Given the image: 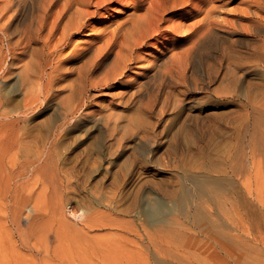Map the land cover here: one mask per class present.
I'll use <instances>...</instances> for the list:
<instances>
[{"label": "bare ground", "instance_id": "1", "mask_svg": "<svg viewBox=\"0 0 264 264\" xmlns=\"http://www.w3.org/2000/svg\"><path fill=\"white\" fill-rule=\"evenodd\" d=\"M113 1L114 0H2L0 5V188L3 187L2 183L5 181L4 183L6 184V186L8 185L6 188L8 190H4L5 192L3 194V189H0V193L2 191V194L5 195V197L7 195L9 196V194H6V191L9 193V189L11 188L12 182L15 181L16 183V180L18 179H16L15 177L14 181L10 180V177L15 174L13 172V175L8 177V175L11 174L6 172L8 171V168L5 167V164H2L4 163L3 160L9 154H13L14 157L19 156L17 159L16 157L13 158L12 156L10 163L7 160L8 163L12 165L10 167H13V159H15L16 162L17 160H19V158L24 159L27 165L29 166H26L29 169L28 174H36L37 176H39V178H41L40 180H42V185L46 188V190L42 189L45 191V193L47 190H49V185L52 183L53 186L57 187L54 189L52 188L51 194H57L59 191H61L60 187L63 185V183L60 184L61 186L59 184L57 185L58 180L56 179L58 178L57 176L62 173L60 172L62 171V169L60 170L57 164L60 160V157L59 155H57V152L58 154L59 152L62 154V152L60 151L64 148V144H62V139H65L66 136L68 137V135L75 133V131H81L79 128L83 126L82 122H85L88 119V121L92 122L89 126H91L92 128L96 127L95 129L99 130L98 133H100L102 136L101 140L104 142L106 148L108 149L109 153L107 154L111 155L112 157L116 154H122L129 143L135 142L137 144L138 142L139 149L135 150H139L138 152L139 154L141 152L142 157L148 156L149 153H151V151L149 150L151 148H154L155 145L158 146L160 140L163 137L164 131L160 130L161 132H158V130L156 129V125L150 123L151 121H141V118L143 117L141 115L143 114L144 117L147 116V118L150 119L155 118L156 116L161 118L166 112L168 104L170 107L173 106L171 105L172 103H169L167 101L168 99L170 100L174 98L173 104H178V101L181 99V97L179 96V99H177V96L180 94V92H182L181 94L183 96L190 93L191 89H193V87L197 85H194V82H196L199 78V76L197 77V79H195L196 77L193 78V72L195 70L193 68H195L196 66V60L202 61L203 59H205L201 58L202 55L199 56L200 51L202 52V49L204 47L206 48L207 44L213 42L215 43V41H217L219 37H221V35L230 36L232 34L235 35V33H238L241 34L243 37L246 35L243 33H247L251 35V37L254 38L256 41H260L261 43L258 45L257 43H255L256 46H253L254 50L251 53L241 55L243 52L246 51H243L241 53L240 50H236L234 48L236 52L235 50H233V54L229 53L230 56L225 58V55L223 54L224 60L222 59V61L219 63V66H217L219 67V70L216 68L218 70L216 72V69H214L213 71L214 66H210L209 72H205V69L201 67L199 72H202L200 76L203 80L216 81L218 79H221V81L229 83L221 84L237 85L241 81L245 80V72L242 73L241 69L243 68V66H246V61H251V59H254L253 61H256L258 65L260 64L263 67L261 69H264V15H261L262 11H264V0H248L250 2H248L249 4L245 1L244 3L245 5L247 3V5L241 11V16L235 19L233 17L234 21L233 24H231L232 28L228 33L221 32V29L219 28H222L220 26H222L223 24L221 25L218 21L215 20L217 19L214 17L216 11H214L213 8L216 2L214 3L213 0H201V2L209 1V3H207L209 6L211 5V8L208 6V8L205 7L206 11L203 18L201 17V21H197L198 27H196V25L194 24V28H196L194 30V33H192L186 38V46L185 48L183 47L184 51L182 50V54L177 56V53L174 50H158L155 53L150 52L149 56L145 57L148 63L144 66H141V71L136 68H131L132 72L129 75L130 78L128 79L126 78V70L130 67L129 65L135 64L136 60L138 59V57L135 56L138 49L143 48L149 38H153L154 35L161 34L160 23L164 20L165 13L169 10L175 8L177 9V5L189 3L191 0H157L156 4V1L154 0L155 5H153L152 0V2L149 3L151 5H148V7L145 8L146 10L143 9L145 10V13H141L143 14L142 16H140L141 14L138 15L137 12L136 14L138 15V17H136L137 15L135 14L136 16L134 17L136 18H133V20L131 18L132 22L130 24L128 23L124 26L117 25V27L112 28V36L110 34L111 37H104V39L108 38L107 40H104L102 38L104 40V43L102 42L103 44H91L90 46L84 48L82 47L83 49L75 46V48H73V51L68 56H65L63 52L65 48L70 45L66 42H69L73 35H76L77 33H80L84 29H86L88 21L96 15L101 14L99 13L100 10H104L109 4H112ZM251 2L252 4L254 3V6L251 4ZM220 4L222 3L220 2ZM194 5H196V3ZM199 6H197V9ZM180 7L183 8V6ZM237 12L238 11H236V13ZM201 13L202 12H200V14ZM255 40L254 42H256ZM216 47L217 46H215V48ZM204 51L205 50H203V52ZM229 51L232 52L231 50ZM253 63L254 67H257V64L255 62ZM136 64L138 63L136 62ZM252 68L250 69L252 70ZM207 69L208 68H206V70ZM244 69L245 68H243V70ZM258 71H256V73ZM256 77L257 76H255V78ZM258 78L261 77L258 76ZM158 81L162 82V84H160L162 87L159 89L158 93L157 91H155L158 95H155V93L150 95V92L148 91L149 93L147 92V94L148 96L150 95L149 98H151L152 95L155 96L153 100L147 99V102H149L150 100L152 101H150V104L147 103V105H144L145 100H143V96L145 95V91H147L148 85L152 84V82L157 83ZM248 82L249 81L247 80V83ZM253 82L250 83L254 84ZM259 83L258 85H260ZM255 84L257 85V83ZM256 85L253 87L256 88ZM163 86L167 87V90ZM227 87H231V91H234L231 96H227L231 100L236 99V97L241 98V96H243L239 93L240 89H236V87H233V89L232 85ZM239 87L243 86H241L240 84ZM245 88L246 87H244V89ZM153 89H157L156 86ZM222 89L225 90V86ZM177 90L179 94H177ZM249 90L250 89L247 90L248 93H244L246 95L250 94L249 92L252 91V88L250 91ZM226 91H224L226 95L230 94L228 92L230 91L229 89L227 92ZM256 91L258 92L260 90L258 89ZM259 93L260 92H258V94ZM261 94H263V92ZM162 95L166 98H164L165 100L163 99L164 101L161 103V101L159 100V96ZM254 95L257 96V94ZM97 96H99L97 99H101V103L99 106L95 104L97 102ZM250 98L251 97L249 95V99ZM252 98L250 100H253ZM256 98H254V101L257 100ZM159 101L161 103L160 105L158 104ZM170 102H172V100ZM250 104L254 112L260 113L262 116L264 115V109L262 108L264 106L257 107V105L259 104L257 103V105L255 106L252 101L250 102ZM90 105L92 109H96L93 110L92 113H90ZM177 107L178 106H176V109ZM124 109H131L129 111H132V113H134L135 116L137 115L136 117L141 120L137 122L134 120L135 118L131 119L129 116V120L124 122L122 114H120ZM142 111H144V113L140 114L139 112ZM44 113H50L49 118L46 121L42 122V124L40 123V127L38 125L35 126V124L33 125V121ZM139 116H141V118ZM263 117H261L260 119H262ZM136 122L138 123V125L135 124ZM153 123L160 124L157 123V121ZM261 125L263 126L264 124ZM131 126L135 128L132 129ZM161 127L163 128V126ZM237 128L238 127H236V130H239ZM89 129L90 128L86 130L88 135L90 132ZM254 130L256 131L257 129ZM259 130L257 133L254 131L255 133H253L254 135L252 134L253 136L251 137V140L247 142V144H249L250 151L235 153L233 156L230 157L227 162H224L222 166L218 165L217 167H214V170L207 171L206 169L207 172L205 171L204 173H194L191 171H184L185 173H182V184L179 188H177V194L174 192L172 193L177 195V241L189 242L184 244L186 248L185 251L187 253V257L182 258L177 256V264H195V262H207L208 259H210L207 258L209 256H212L213 260L217 259V262H227L228 260L225 259L226 257L231 263L234 264H264V206L256 203V201L252 197L245 196L241 190L242 187L245 189V184H243V180L250 174L248 164H251L253 166L256 163H260L261 165L264 164V128L261 131L262 133H260ZM179 132V138L176 140L178 144H176L177 148H181L183 142H185L183 140L184 138L182 139L183 135L181 134L180 137ZM74 143H76V141ZM131 145L134 146V144ZM89 150L90 149H88V151ZM81 152H83V150ZM81 152L80 154H82ZM111 156L109 157L111 158ZM101 159L102 158L97 159L99 160L100 164ZM153 159L154 157L152 158V160ZM22 161L20 162L22 163ZM153 161H156V159H154ZM17 163L19 164V162ZM62 164H65L64 161ZM2 166L5 167L7 170H3ZM136 166L138 165L136 164ZM136 166L135 168L142 167ZM63 167L66 166L62 165L61 168ZM13 168L11 169L12 171ZM16 168L15 171H18L19 173L20 169L16 170ZM141 169L143 168H140V170ZM63 170L66 171V168ZM140 170L138 171L143 173V171ZM4 171L7 173L6 177L9 178L10 181L5 178L6 173ZM67 172L68 171H66V173ZM213 173H215L216 175H213ZM62 174H65V172ZM3 176L6 180L3 178ZM21 176L23 175L21 174ZM35 176H32V178H35ZM1 178L4 181H2ZM28 179L25 180L28 181ZM61 180H63L64 182V179L61 178L59 181ZM136 180L137 179L135 178L134 181ZM6 181H8L10 185ZM55 181H57V183H55ZM24 182L26 181H23L22 187L26 184H24ZM145 182L148 181L146 180ZM136 183L134 185H136ZM36 184L39 187V184ZM142 185L144 186V184ZM22 187L21 189L23 192L24 190ZM130 188L131 187L129 186L128 189ZM14 189L16 190V187ZM21 189L19 190L20 192ZM134 189L135 188H133V190ZM53 190H55V192ZM127 190H125L126 195ZM28 192V196H30L33 191H31L30 193V191L25 190V194ZM43 192H40L39 194H42ZM128 192H130V190ZM14 193L15 191L13 192V194ZM32 194L35 195L34 192ZM39 194L38 197L40 196ZM48 195L49 194L47 193L46 196ZM126 195L125 197L128 196ZM138 195H135L136 198L139 197ZM43 196L45 197V194H42V198ZM30 198H32V196H30ZM111 198L114 199V197ZM111 198L109 197V199ZM124 198H122L121 201H123ZM12 199L17 200L18 198L13 197ZM23 199H25V197H22L21 200L18 199L19 202L15 203L16 205L14 204L15 206H17V210L19 209V206H26L25 204L27 203V200H29L28 198L25 199L24 201H26V203L22 204L24 202ZM113 199L110 201H113ZM35 201L36 200H34V202ZM151 201L154 203L153 199ZM113 202L110 203L112 204ZM155 202H158V200H156ZM133 203L134 201H132V204ZM153 203H151V206ZM33 204H39L38 200L36 201V203ZM33 204H31V206ZM40 205L41 204H39V206ZM54 205H56L58 209L60 208L57 206V203H55ZM103 205L106 204L104 203ZM31 206H29V208ZM49 206L51 207V205L49 204L47 207L44 206V208H50ZM34 207H36L37 209L36 205H33V208ZM132 207H134V205L131 206V210ZM127 208L128 207H126L125 209ZM58 209L57 211H61ZM12 210V214L17 213L15 212V210H13V213ZM43 210L45 211V209ZM43 210L38 211L37 214L39 215V212H43ZM74 210L75 209L70 207V213H72L74 216H77L78 218L75 217L76 219H85V211H82L80 213L78 210V212H74ZM124 210L122 209V211ZM159 210L160 209L158 208L157 211ZM22 211L23 210L21 209V212ZM34 211V213H36L37 210H35L34 208ZM51 211L53 210L51 209ZM128 211L129 210H127L126 213H128ZM134 211H137V209ZM137 212H139V210ZM45 213L46 211L42 214ZM48 213H53L54 215L55 212L53 211ZM131 213H129V215ZM138 214H140V212ZM20 215H18V219L22 218V216L19 218ZM34 215L37 216V218L40 217V215ZM56 216L54 218L55 220H57ZM14 218L15 220H17L16 217ZM44 220L41 219L42 222H44ZM32 221H35V219L33 220V217ZM41 221L39 223H41ZM64 221L66 223V220ZM17 223L19 222L17 221ZM63 224L64 223H61V226ZM18 225H20V223ZM30 226L29 227L32 228V225ZM36 226H38L37 229L40 227L38 224ZM67 226L68 224L64 227ZM69 226L72 227L71 225ZM135 227L138 226L135 224ZM132 228L134 229V226ZM33 229L36 228L33 227ZM70 229L74 230L73 228ZM138 229L139 228H136L137 231ZM44 230L46 231V229ZM44 230H42V232ZM158 231L160 232L161 229ZM35 232L32 233L35 234ZM47 233L44 232V234H46V237L48 238L49 233L51 234V232L48 231ZM85 233L86 232L82 233L81 235H85ZM33 234H31V236ZM88 234L89 233L87 232L86 235ZM161 234L162 233H160L159 236H161ZM153 238L155 239V237ZM153 238L152 240L155 241ZM43 239L45 240L44 237ZM85 239L83 241H87ZM78 240L79 239L77 238V244L74 243V245H77V247L79 246V244L81 245V243H79L80 240ZM204 241H218L222 244V246H219V248L216 247V249L214 250L211 247V244L209 245V243H206ZM50 242L51 241H49V244ZM48 245L46 246L47 249L49 247ZM65 246L68 245L66 244ZM68 247L70 249V246ZM60 248H62V246ZM227 248L232 249L233 252L228 253ZM56 251L58 252V249H56ZM77 256H79V254H77ZM71 262L72 260L70 261V263ZM67 263L69 262L67 261Z\"/></svg>", "mask_w": 264, "mask_h": 264}, {"label": "rangeland", "instance_id": "2", "mask_svg": "<svg viewBox=\"0 0 264 264\" xmlns=\"http://www.w3.org/2000/svg\"><path fill=\"white\" fill-rule=\"evenodd\" d=\"M143 1L146 3H144ZM148 1L150 0H114L113 1L114 3L112 2V4H109L102 11L100 10L99 13L101 14L96 15L95 17L91 18L88 21L86 29H84L80 33H77L76 35H73L69 40V42L68 41L66 42L67 44L70 45L67 46L68 48L66 47L67 49L65 48L63 54L65 56H68L73 51V48H75V46L83 49L84 47L90 46L91 44L101 45L102 42L104 43V40H107L109 38L110 34L112 36V31H113L112 28L117 27V25L124 26L127 25L128 23L130 24L133 18L138 17V15L141 13L144 14L146 10L145 8L148 7V5L150 6L151 4L149 3L152 2V0L150 2ZM155 1L153 0L152 2L153 5L157 3V0ZM191 1L189 3H186L187 5L186 4L177 5V9L176 8L172 9L173 11L169 10L167 11L168 13L164 12L165 13L164 20L160 23L161 34H157L154 35L153 38H149V40L146 42V45L143 48L138 49L135 55L138 57V59L136 60L138 64H136L135 62V64L129 65L130 67L126 70L127 79L130 78L129 75L132 72L131 68H136L139 69V71H141V66H144L148 63L145 57H148L150 52L155 53L158 50H169V51L174 50L177 53V56L182 54L186 46V38L190 36L192 33H194L195 28L198 27V22L201 21L200 20L201 17L203 18L205 14L206 11L205 7L211 8V5L210 6L208 5L209 1H204L205 3L201 2V0H194V1L191 0ZM213 1L214 3L216 2L217 4V5L215 4L213 8V10L216 11L214 17L217 18L214 19L218 21L221 25L223 24L222 26H220L222 28H219L221 29V32L228 33L232 28L231 24H233L234 19L241 16V11L245 8V6L250 0L249 1L248 0H217V1L213 0ZM245 1L247 2L246 5L244 3ZM1 2L2 0H0V5ZM220 2L222 4H220ZM195 3L196 5L198 4L197 6L200 5L198 7L199 10L197 9V6L194 5ZM239 5L240 6L242 5L243 7L242 6L240 7ZM252 5L254 6V3ZM178 6L179 7L183 6V8L182 7L179 8ZM236 11L238 12L236 13ZM200 12L202 13L200 14ZM143 14H141L140 16H142ZM262 14L264 15V11H262L261 15ZM194 24L196 25L195 28H194ZM243 34L246 35L243 37L241 34L238 33H235V35L232 34L230 36L221 35V37H219V39L215 41V43L213 42L207 44L206 45L207 49L204 47L202 49V52L200 51L199 53L200 54L199 56L202 55L201 56L202 59L205 58L203 59L204 61L196 60L195 63L196 66L195 68H193L196 71L194 70L193 72V76H194L193 78L196 77L195 79H197L198 76L199 78H201L200 75L202 72L201 71L199 72L201 67L205 69L204 70L205 72H209L210 66H214L213 71L216 68L218 69L219 67L217 66H219V63L222 61V59L224 60V55L225 58L230 56V54H233L234 52L233 50L235 49L240 50L241 53L243 51H246L243 52L242 54L240 53L241 55H244L246 53H251L254 50V47L256 46L255 43H257V45L261 43L260 41H256L254 38H252L251 35L247 33H243ZM104 37H108V38L104 39ZM254 40L256 42H254ZM215 46L217 47L215 48ZM230 47L233 49H231ZM203 50L205 51L203 52ZM229 50H231L232 52H230ZM253 60L254 59H251V61H246L250 65L244 63L246 66H243V68L245 69L244 70L243 68L241 69L242 73L245 72L244 73L245 80L241 81L237 85L231 84L232 88L236 87V89L237 88L240 89L239 93L243 95L241 96V98L236 97V99L234 100L228 98L229 97L228 95L231 96L232 93L234 92L233 90L231 91V87H227V86H231V85H226L229 84L228 82H223L221 81V79L220 80L218 79L216 81H209V80L207 81V80H203L202 78L201 79L198 78L197 79L198 82L194 79L197 82V83L194 82V85L195 84L197 85H195L193 89H191V92L188 93L187 95L183 96L181 94L182 92L179 91L180 92L179 94L177 90V94H179L177 96V99H179V96L181 97V99L178 101V104H173L174 98L167 100L169 103H172L171 105L173 106L170 107L168 104L169 108L167 107L166 112L161 118L156 116L155 117L156 119L155 118L150 119L147 118V116H145L147 118L146 119L143 114L141 115L143 116L142 118L141 116H139L142 119V120L140 119L141 121L144 122L147 120L149 122L151 121L150 123L155 124L158 132L164 131L163 137L160 140L158 146L155 145L154 148H151L149 150L151 151V153H149V155L146 157H142L141 152L139 154L138 152L139 150L138 151L135 150V149H139L138 142L137 144L135 142L129 143L127 145V148L122 154H116L115 156L112 157L111 155L107 154L109 152L104 142L101 140L102 136L100 133H98L99 130L95 129L96 127L92 128L91 126H89L92 123L91 121H88L89 119L85 122H82L83 126L79 128L81 131L79 132L75 131V133L68 135V137L66 136L67 138L65 137V139H62V144H64L63 145L64 150L63 149L60 150L62 154L60 152L58 154L57 152V155H59L60 157L59 160L60 162L58 161L57 163L58 167L60 170L62 169V171L60 172L62 173L65 172V174L60 173V175L57 176L58 178H56L58 180V183L57 181H55L57 185L63 183L62 186L60 185L61 191H59L57 194L56 193L51 194L52 188L54 189L57 187V186H53V183L49 185L51 188L48 186L49 187L48 189L50 191L47 190L45 193L44 190H46V188L43 187L42 180H40L41 178H39V176H37L36 174H31V173L28 174L29 169L27 167L29 166L27 165L24 159L19 158V160H17L19 164L15 161V159H13L12 160L13 167L15 168L17 167L16 170L20 169L19 172L20 175H19L18 171H15V168L10 167L12 165L9 163L10 160L12 159L13 154L12 155L9 154L8 156L10 158L7 156L3 160L4 163H2L3 165L5 164V167L8 168V171H6L7 169L2 166L3 170L11 174L8 175V177L12 176L14 172L15 175L10 177V180L14 181L15 177L16 179L18 178L19 180L17 179L18 181L16 180V183L15 181L12 182L13 186L11 185V188L8 187L11 189V191L10 189H9V193L6 191V194H9V196L8 195L6 196L8 199L7 200L5 195L3 194L5 192L4 190H8L6 189L8 185L6 186V184L4 183L5 181L2 180L1 178V180L4 182L2 183L3 187L0 188L1 190L3 189L2 190L3 194L2 191L0 193L1 194L0 195L1 196L0 197V264H62V263L63 264H161V263L177 264V256L182 258L187 257V253L185 251L186 248L184 244H186L189 241H177V197H176L177 195L176 194H177V188H179L182 184L181 181L182 173L184 171L185 172L191 171L194 173H204L206 169L207 171L214 170V167H217L218 165L222 166L223 163L227 162L230 159V157L233 156L235 153L250 151V147L249 144H247V142L251 140V137L254 135L253 133L255 132L257 133L260 128L262 129L264 128V125L263 126L261 125L264 124L263 122L264 115L262 116L260 113L254 112L250 104V102L252 101L253 104H255L256 102L259 104V105H257V103L255 104V106L257 105V107L264 106V69H261L263 67L260 64L259 66L257 62ZM252 61L257 64V67L256 66L254 67V63ZM206 68H208L207 69L208 71L206 70ZM250 68H252V70ZM217 69L215 70V72L219 70ZM256 71H258L259 73L258 72L256 73ZM194 73L196 74V76ZM255 76L257 77L255 78ZM258 76L261 78H258ZM247 80L249 81L248 82L249 84L247 83ZM252 80L255 82H253ZM258 81L263 83H259ZM250 82H253L254 84L257 83V85L258 83L260 84L258 85V89L260 90L258 92H260L259 93L260 95L256 91L258 90L257 85L255 84L256 85L255 88L253 87L255 85ZM221 83H226V84H221ZM152 84L148 85L147 91H145V95H144L145 97L143 96V100H145L144 105H147V103L150 104V101L154 99V96L158 93L159 89L162 87L160 85L162 84L161 81H158L157 83L152 82ZM240 84L243 87H239ZM155 86L157 89L154 90L153 88H155ZM224 86H225V90L222 89ZM244 87L246 88L248 87L247 90L248 89L251 90L252 88V91L254 90L255 91L252 92L249 90L250 94L246 95L244 92L246 93L248 92L246 88L244 89ZM164 88L167 90V87ZM226 88H228L231 92L228 91V89ZM226 90L230 94L226 95L224 93V91ZM155 91H157V93ZM261 91L263 92V94H261L262 93ZM147 92L150 95L155 93V95H152L151 98H149L150 95L148 96ZM254 94H257V96H255ZM249 95L251 98L254 96H255L254 98L257 97L256 98L257 100L254 101V98H252L253 100H250L251 98L249 99ZM245 96L246 97L248 96L247 97L248 100ZM98 97L99 96H97L96 99ZM164 98L166 97H164L163 95L159 96V100L161 101V103L165 100ZM147 99H151V100L147 102L148 101ZM171 100L172 102H170ZM160 101L158 103L159 105L161 104ZM100 103H101V99H97V102L95 104L99 106ZM176 106H178L177 109ZM262 108L264 109V107ZM93 110L96 109L95 108L92 109L91 107L90 113H92ZM129 110L124 109L120 113L122 114L124 122L129 120V116L131 119L135 118L134 120L137 122L140 121L139 118L136 117L137 115L135 116L134 113H132V111ZM139 113L140 114L144 113V111ZM49 115L50 113H44L43 115H40L38 118H36L33 121L32 124L33 125L35 124V126L38 125L40 127V123L42 124V122L46 121L49 118ZM261 117H263L262 118L263 120L260 119ZM156 121L157 123L160 124L153 123ZM137 122L135 124L138 125ZM237 122L239 123V126ZM161 126H163V128ZM131 127L132 129L135 128L133 126ZM236 127H238L237 129L239 130H236ZM88 128H90L89 135L87 134L86 131ZM254 129L257 130L255 131ZM262 129L259 130L260 133H262L261 132ZM178 132L180 133L179 134L180 137L181 134L183 135L182 139L184 138L183 140L185 141L183 142L181 148H177L178 144L176 140L179 138ZM75 141L76 143H74ZM131 144H134V146ZM78 149H80L81 151L83 150V152H81ZM88 149L90 150L88 151ZM101 150L103 153L101 152ZM80 152L82 154H80ZM98 153L99 155L100 154L101 155L99 156ZM109 156H111V158ZM15 157L13 156V158ZM18 157L19 156H17L16 159ZM153 157L154 159H156V161H153L154 159L152 160ZM100 158H102L101 164L99 160H97ZM7 160L9 161V163ZM20 161H22V163L25 164L23 165ZM63 161L65 164H62ZM20 164H22L23 166ZM136 164L142 167L135 168ZM62 165L66 167L61 168ZM12 168L13 171L11 170ZM65 168L66 171H68L67 173L65 170H63ZM140 168L143 169L140 170ZM248 168L250 169V174L243 180L244 181L243 184H245L246 190L243 187L241 188V190L245 196L252 197L256 201V203L264 206V164L261 165L260 163H256L254 166L248 164ZM136 169L143 171L144 174ZM21 174L23 176H21ZM213 175L216 174L213 173ZM6 176L7 173L5 174V178L9 180V178H7ZM32 176H35V178L33 177L34 178L33 179ZM24 178L25 179L29 178L28 179L29 182ZM61 178L64 179V182L63 180H61L62 182L59 181ZM135 178L138 181L137 180L134 181ZM139 180L142 183H140ZM144 180L145 181L147 180L148 182H145ZM23 181H26L24 182V184L26 183L24 185L25 187L24 186L22 187ZM35 182L39 184V187ZM135 183L137 186L134 185ZM142 184H144V186ZM129 186L131 187L130 189H128ZM138 186H140L141 188ZM15 187L16 190L14 189ZM21 187L23 188L24 193L22 192ZM133 188L135 189L133 190ZM20 189L21 192L19 191ZM25 190L30 191V193L31 191H33L35 195H33L32 192L30 194L32 198H30V196H28L29 192L25 194ZM55 190L53 191L55 192ZM125 190H127L126 192L128 196L126 195ZM129 190L130 192H128ZM14 191L15 193L13 194ZM40 192H43L42 193L43 195L45 194V197L43 196L44 199L42 198V194H39ZM122 192L125 194H123ZM172 192L176 194H173ZM47 193L49 194L48 196H46ZM38 194L40 195L39 197ZM134 194L136 196L138 195L139 197L136 198ZM125 195L127 197H125ZM12 196L18 198L19 200H21L22 197L23 198L25 197V199L28 198L29 200H27V203L29 202L28 204L30 205H28L26 201H24L25 199H23L24 202L22 204L26 203L25 205L28 207L22 205L19 206L18 207L19 209L17 210V206H15L16 205L15 203L19 202V200L17 199L18 200L17 201L16 199L15 200L12 199L13 198ZM156 196L158 199L156 198ZM109 197L110 198L114 197V199L113 198L109 199ZM122 198H124L123 201H121ZM104 199L105 200L109 199L108 201L113 199L114 202L110 201L113 202L111 204L110 202L105 201ZM152 199L154 203H158V204H154L151 201ZM34 200L36 201L38 200V203L41 205L39 206V204H33L36 203V201L34 202ZM156 200H158V202H155ZM100 201L101 202L104 201V202L101 203ZM132 201H134L133 204ZM135 202H137L138 205ZM55 203H57V206L60 207L59 209L56 207V205H54ZM104 203L106 205H103ZM151 203H153L152 206ZM31 204L37 206V209L36 207H34L35 210H37L36 213H34L35 211L33 205L31 206ZM49 204L51 205V207L50 206L49 207L55 213L57 212L56 214L54 213L53 215V213L51 214L48 213V212H53L51 211L50 208H46ZM113 204L115 206L117 204L120 206L117 205L115 207ZM133 205L134 207H132V210L133 208L134 210L137 209V211L139 210L140 214H138L139 212L137 211L133 210L135 212L134 213L131 210V206ZM29 206L31 207L29 208ZM44 206L46 207L44 208ZM135 206L136 207L139 206V207L136 208ZM70 207L75 209L74 212L77 210L80 213L82 211H85L86 212L85 219H82L83 221L81 219H76L75 217L77 216H74L72 213H70ZM126 207L128 208L125 209ZM54 208L56 211L54 210ZM158 208L160 209L159 211H157ZM12 209L15 210V212L17 213L12 214L11 213ZM21 209L24 212L23 211L21 212ZM43 209H45L46 211L45 214L48 213L47 215L42 214L45 212ZM57 209L61 211H57ZM122 209L125 210L122 211ZM42 210L43 212H39L41 218L40 217L37 218V216H35L34 214L38 215L37 214L38 211H42ZM127 210H129L128 213H126ZM129 213L131 214L129 215ZM18 215H20L19 218L21 216L22 218L18 219ZM30 215L33 217V220L35 219V221H32V217ZM61 215L63 220L61 219ZM55 216L57 217V220L54 219ZM14 217H16L17 220H15ZM24 217L27 219H25ZM41 219L43 220L45 219L44 222H42ZM21 220L24 221L26 220V221L24 222ZM39 220L41 221V223H39L40 222ZM64 220H66V223L68 224L67 226L68 228L64 227L65 225H67ZM17 221L20 223V225H18L19 223H17ZM61 223H64L65 225L63 224L61 226ZM37 224L40 226L38 229H37L38 226H36ZM135 224L138 227H135ZM30 225H32V228H30L31 227ZM69 225H71L72 227H70ZM131 225L132 227L134 226V229L131 227ZM33 227L36 229H33ZM69 227L73 228L75 231L71 230ZM66 228L68 231L66 230ZM136 228H139L138 231L136 230ZM44 229H46V231ZM160 229L161 231L159 232L158 230ZM42 230L44 231L42 232ZM48 231L51 232V234L49 233V237L47 238L46 237L47 235L44 234V232L47 233ZM32 232H35V234H33ZM39 232L41 233V236ZM84 232H86L85 235L88 232L89 236L88 235L85 236L84 234L81 235ZM157 233L159 234L162 233V234L161 236H159V234ZM31 234H33L34 236L33 235L31 236ZM140 236L141 237L145 236L146 238L142 237L143 238L142 239ZM43 237L45 238V240L43 239ZM151 237L152 238L155 237V239L153 238L155 241H153ZM77 238L81 241L80 242L78 240L79 243H81V245L79 244L78 247L77 245H74V243L77 244L76 242ZM83 238L84 239L87 238L85 239L87 241H83L84 240ZM48 240L51 241L50 244ZM204 242L209 243V245L211 244V247L214 250L216 249V247L219 248V246H222V244L218 241H204ZM66 244L70 246V249L68 246H65ZM47 245L49 246L48 249L46 247ZM61 246L63 249L60 248ZM75 247L78 249H76ZM56 249H58V252L56 251ZM227 249H228V253L233 252L232 249L230 248ZM75 250H77L79 253ZM77 254H79V256H77ZM66 257H70V258H66ZM207 258H210L208 259L207 262H201V263L195 262V264H234L231 263L229 259H227L226 257L225 259L228 260L227 262L225 261L217 262V259L213 260L212 256H209ZM71 260L73 263L72 262L70 263ZM67 261L69 263H67Z\"/></svg>", "mask_w": 264, "mask_h": 264}]
</instances>
